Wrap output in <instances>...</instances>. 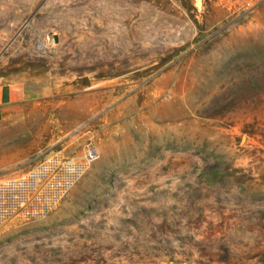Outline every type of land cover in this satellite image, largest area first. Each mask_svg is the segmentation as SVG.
<instances>
[{"label": "rangeland", "instance_id": "1", "mask_svg": "<svg viewBox=\"0 0 264 264\" xmlns=\"http://www.w3.org/2000/svg\"><path fill=\"white\" fill-rule=\"evenodd\" d=\"M0 179L100 155L0 264H264V0H0Z\"/></svg>", "mask_w": 264, "mask_h": 264}, {"label": "built area", "instance_id": "2", "mask_svg": "<svg viewBox=\"0 0 264 264\" xmlns=\"http://www.w3.org/2000/svg\"><path fill=\"white\" fill-rule=\"evenodd\" d=\"M99 155L92 144L79 160L57 151L23 176L0 179V224L48 214Z\"/></svg>", "mask_w": 264, "mask_h": 264}, {"label": "crops", "instance_id": "3", "mask_svg": "<svg viewBox=\"0 0 264 264\" xmlns=\"http://www.w3.org/2000/svg\"><path fill=\"white\" fill-rule=\"evenodd\" d=\"M24 98L22 87L14 83L0 82V114L10 108L15 103L20 102Z\"/></svg>", "mask_w": 264, "mask_h": 264}]
</instances>
